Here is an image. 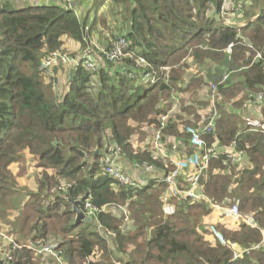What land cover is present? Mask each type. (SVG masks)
<instances>
[{
    "label": "trees",
    "instance_id": "obj_1",
    "mask_svg": "<svg viewBox=\"0 0 264 264\" xmlns=\"http://www.w3.org/2000/svg\"><path fill=\"white\" fill-rule=\"evenodd\" d=\"M229 1L225 7L223 0H79L67 8L60 0L14 8L13 0H0V227L18 235L19 242H56L68 264H264V246L254 248L264 229V103L257 117L247 118L253 110L243 106L246 95L239 97L264 92V0ZM235 16L244 24L235 26ZM114 26L148 63L143 69L156 78L149 88L142 89V71L133 59L110 63L104 58L95 85L94 73L71 60L76 51L65 46L66 39L83 50L94 38L100 44L107 33L114 38ZM54 51L67 52L69 59L44 65ZM126 63L137 69L135 79L124 74ZM59 68L66 72L63 80L57 78ZM186 68L192 70L189 76L183 75ZM164 113L173 120L167 131L184 140L187 124L200 129L213 119L215 133L201 136L205 146L195 150L201 167L189 178L202 175L204 150L215 147L210 167L223 173L208 169L207 178L200 177L204 193L212 204L237 202L242 217L252 215L251 225L217 224L228 243L249 247L239 259L232 261L228 248L206 238L204 218L216 208L205 198L164 216V183L151 180L139 189L115 190L100 172L99 154L91 159L94 148L116 143L125 160L152 162L148 150H133L131 136L143 140L141 128L153 126ZM232 142L237 148L228 146ZM242 149L251 169L223 164ZM21 151L31 156L34 188L21 186L11 169ZM189 178L179 181L180 190L189 186ZM64 180L72 184L67 197L116 209V215L96 214L104 233H116L103 235L74 222L62 192L49 193ZM18 192L24 200L15 208L10 204L19 201ZM169 203L183 201L175 196ZM124 205L133 227H126L118 213ZM9 213L17 220L5 217ZM13 258L12 264H43L26 247L14 250Z\"/></svg>",
    "mask_w": 264,
    "mask_h": 264
},
{
    "label": "built area",
    "instance_id": "obj_2",
    "mask_svg": "<svg viewBox=\"0 0 264 264\" xmlns=\"http://www.w3.org/2000/svg\"><path fill=\"white\" fill-rule=\"evenodd\" d=\"M78 1L79 0H62V4L67 8H71ZM229 2H230L229 0H223L222 5L227 7ZM224 11L225 9L222 12L224 13ZM96 48L100 50V52L103 53L104 58L111 63H118L124 59L126 60L133 59L135 67L141 68L139 70L142 71V74L146 79H149L151 82H154L156 80L150 71H145L143 69L144 67L149 66L148 63L145 61V59L142 56H139L137 54L136 49L130 47L125 37L118 36L116 39H114L111 42V45L108 49H104L99 45H97ZM83 51L84 53L82 56H79L71 60L74 61L75 63L81 61L82 65L91 72L97 71L101 65L100 56L93 55L91 52L85 53L87 49ZM260 55H261L260 52L256 53V57L259 58ZM68 59L69 58L65 53H63V55H60V51H54L49 57L43 60L42 63L46 66L54 65L56 63L58 64L60 60L62 62H67ZM126 65L127 63L123 67L124 71L128 76L133 77L134 76L133 73H135L137 69H134L132 64H129L127 66ZM130 70H133V72H130ZM216 93L217 92L215 88L212 86V95L208 97L210 103L212 104L214 102V98L217 97ZM242 95L243 93H240V96ZM250 96L251 95H249V97ZM263 98H264L263 94L260 93L256 97L247 98L244 105L247 106L248 103H253L256 106H261ZM171 108L172 109L176 108L178 110L179 106L173 105ZM167 116L168 113H165L159 117V128H158L159 130L160 128L162 129L163 127H165V124L168 123ZM213 125H214V121L212 119L206 125H204V128L201 131L202 134H209L210 132H212ZM159 130L156 133V143H157V138H159L160 135ZM186 131L191 135V139H190L191 145L193 146L204 145V142L199 137V132L195 128L189 126L186 128ZM171 146L177 156L174 155L170 158V161L173 162L174 166L170 169V171L164 172L163 181L166 184L167 188L162 196V210L165 215H172L175 213L176 205L173 203H169L171 197L177 196L179 200L186 202V200H196L200 198L202 194L201 192L198 191L199 174H193V176L189 178L195 169L201 167V158L198 152L195 150L192 152H188V151L186 152L185 148L184 151H182L181 149H179L178 143H174ZM214 150L215 149L213 147L206 148V152H204V155L202 157V159L204 160V165L202 168H204L207 165L209 161V154H211ZM120 152H121V148L117 144L110 145L103 150V155L100 160L103 174L113 177L114 179L117 180L118 184L120 185H134L131 175H129L120 165V163L117 162V158ZM188 178H189V186L184 190H180L179 188L180 183L184 179L186 180ZM181 179L182 181L179 183ZM69 186H70L69 182L61 181L56 186V189L58 191L65 192ZM53 190L54 189H52L51 191ZM64 198L67 199V197ZM102 209H105V207H102ZM123 209L125 210V208ZM99 210L100 208L92 204L88 199L84 201L83 213L85 214V217H87L88 219H91V217L95 215ZM227 211L233 216L239 215L237 205L230 206L227 209ZM126 220H128V218H126ZM247 222L249 223V219ZM98 228H100V226H98ZM210 228L213 231L216 240L221 245L227 246L228 248L231 249L232 259H237L244 252H248L247 248H239L235 244L233 245L228 244L225 238L222 236V234H220L217 230H215L213 226H210ZM7 243L8 244L6 246V249H4L1 254V262H2L1 264H12L13 258L11 252L15 249H21L23 247L31 248L43 256L53 258V260L57 264H66L62 251L60 249L54 248L56 247V244L44 243L42 240H37L30 244L27 242L18 243L14 241L13 238H7ZM38 246H40L41 249L37 250Z\"/></svg>",
    "mask_w": 264,
    "mask_h": 264
},
{
    "label": "clouds",
    "instance_id": "obj_3",
    "mask_svg": "<svg viewBox=\"0 0 264 264\" xmlns=\"http://www.w3.org/2000/svg\"><path fill=\"white\" fill-rule=\"evenodd\" d=\"M86 29H87V27H86ZM118 36H123V35H117L116 37H114V38H107L106 40H105V42L103 43V44H98L100 47H102V48H104V49H108L109 47H110V45H111V42L114 40V39H116ZM124 37V36H123ZM126 38V37H125ZM127 40V39H126ZM129 43V42H128ZM130 45V44H129ZM96 50L99 52V55L98 54H96V56H100V61H101V65H100V67L101 66H103L104 65V55H103V53L101 52V54H100V50H98L97 48H96ZM77 57H79V56H74V58H77ZM107 60V59H106ZM108 61V60H107ZM79 62H81V61H79ZM78 62V63H79ZM109 62V61H108ZM78 63H75V65L77 66V64ZM111 63V62H110ZM83 66V65H82ZM84 67V66H83ZM100 67L98 68V70L100 69ZM124 67V66H123ZM87 70V69H86ZM97 70V71H98ZM97 71H95V72H91V73H94L93 75H92V83L93 84H91V85H95V79H97L96 78V74H97ZM123 72H124V74H126V72L124 71V69H123ZM143 75V74H142ZM154 76V75H153ZM129 77H131V76H129ZM131 78H134L135 79V75L133 76V77H131ZM154 78H155V76H154ZM143 80H146V81H148L150 84H153V83H155L156 82V80L154 81V82H151L149 79H146L144 76H143V78H142ZM156 79V78H155ZM240 93H243V95L242 96H240ZM239 93V97H244L245 95H246V99L247 98H250V97H256L258 94H263V96H264V92L263 91H259V92H257V93H255V92H252V91H246V93L245 92H240ZM249 95H251L250 97H249ZM246 102V100L243 102V106H245L244 105V103ZM263 103H264V98H263V100H262V103H261V106H256L255 104H253V103H248L247 105L250 107V110H253V112H257V111H259L262 107H263ZM173 106V105H172ZM165 114V113H164ZM163 115V114H162ZM219 115V113L216 115V116H218ZM258 117H259V115H258ZM167 118H168V123L167 124H165V127H163L162 129L160 128V130L158 129L159 128V118H158V120H157V123L156 124H153V126H148V125H145V126H143L141 129L142 130H144L145 131V133H146V136L144 137V139L143 140H140L139 139V137H138V135H132L131 136V143H132V146H133V150L134 151H145V150H148V152H149V154H150V158H151V160H152V162H150V161H148V159H144L143 161H138V160H132V161H127V160H125L124 159V157H123V152H122V147L120 146V148H121V152H120V154H119V156H118V158H117V162L118 163H120V165L124 168V170L129 174V175H131V178H132V180H133V182H134V185H120V184H118V182H117V180L116 179H114L113 177H110V176H108V175H106V174H103V171H102V168H101V164H100V168H101V173L103 174V175H106L107 177H109L111 180H112V188L113 189H115V190H118V189H139V188H142L143 186H145V185H147L151 180H157V181H160V182H162V183H164V181H163V177H164V172H166V171H170V169L174 166L173 165V162H171L170 161V158L172 157V156H174V155H176L175 154V152H174V150L172 149V144H174V143H178V147H179V149H181L182 151H184V148L186 149V152L188 151V149H191V152L192 151H194V150H196L197 148H201V147H203V146H205V142H204V140L201 138V136L202 135H205V134H202V129L204 128V126L202 127V128H200V129H197V128H199V127H197V126H195V125H192V124H187L185 127H184V134H186L187 136H188V139L187 140H184V138H182V137H178V136H173L172 134H170L167 130V128H169V126L172 124V122H173V120L170 118V116L168 115L167 116ZM259 119H260V117H259ZM130 124L132 125V127H135V128H137L138 127V123L137 122H130ZM189 126H191V127H193V128H195L198 132H199V137H200V139L204 142V145H202V146H193V145H191V143H190V139H191V135H190V133H188L187 131H186V128L187 127H189ZM215 129H216V125L214 124L213 125V128H212V132H210L209 134L210 135H214V133H215ZM159 130V133H160V135H159V138H157V143H156V133H157V131ZM187 141V142H186ZM216 144H220V140L218 139V138H216L215 139V141H214ZM114 144H116V143H109L106 147H104V148H102L101 149V151L99 150V148L98 147H96V148H94L93 149V152H92V156H91V159L94 157V155L97 153V154H99V161L101 160V157H102V155H103V150L105 149V148H107L108 146H110V145H114ZM118 145V144H117ZM228 146H232V147H234V148H237V145H236V143L235 142H232L231 144H229ZM208 148V147H207ZM214 149H215V147H213ZM96 149H98V151L97 152H95L94 153V151L96 150ZM204 152H206V150H204ZM216 153V150L214 151V152H212L211 154H209V158L213 155V154H215ZM245 154H246V152H245V150H238V153H237V157L236 158H231L230 159V161L228 162H226V161H224L223 162V164L224 165H230V166H235V167H241V166H247V169L246 170H249V169H251L252 168V166L251 165H248L247 164V161L246 160H244L245 158H246V156H245ZM177 156V155H176ZM155 161H157V162H160L161 163V167H159V166H156L155 165ZM210 164H211V162L210 161H208V163H207V165L202 169V175H200V177L202 178L203 177V179H205V177H206V175H207V172L210 170V169H212V167H210ZM209 169V170H208ZM213 170V172L214 173H216V174H221V173H223V170H222V168H216V169H212ZM139 173H143V174H146L147 176L149 175V177H146V176H143V175H140ZM199 177V179L200 180H198V191L199 192H201L202 194H201V196H200V198H198V199H196V200H186V203H188V204H192V203H194L195 201H198V200H200L201 198H205L206 199V202L207 203H209L210 205H212V206H214L215 208H216V210H214V211H212L209 215H207V216H205V218H204V227L206 228V238L209 240V241H211L212 243H219L217 240H216V237L214 236V234H213V231L211 230V228H210V226H213L214 228H215V230H217L220 234H222L219 230H218V228H217V224L218 223H224L226 226H229L227 223H226V216H228V217H230V218H232L234 221H235V224L233 225V226H229V227H231V228H233V227H238L239 225H240V223L242 222V221H244L246 224H248V225H251L253 222H252V215L251 214H249L250 215V217H249V215L246 217V218H244V217H242L241 216V214H240V211H239V209H238V211H239V215H236V216H233L232 214H230L228 211H227V209L230 207V206H232V205H237V207H238V204H237V202L236 203H234V204H232V205H226V206H221V205H215V204H212L211 203V200L206 196V194L204 193V190H203V184H202V181H201V178ZM207 178V177H206ZM65 181V180H64ZM65 182H68V181H65ZM70 183V182H69ZM165 184V183H164ZM58 185V184H57ZM57 185H55L53 188H51L50 190H49V193L50 194H55V193H57V192H59L57 189H56V186ZM165 187L167 188V186H166V184H165ZM70 188H72V184L70 183V186L67 188V190L65 191V192H62V195H61V197H67V193L69 192V190H70ZM52 189H54L53 191H51ZM166 190V189H165ZM165 192V191H164ZM164 194V193H163ZM163 196V195H162ZM86 199H88L89 201H90V199L89 198H85V199H82V196H79L78 197V199H71V198H69V197H67V201L68 202H70V200H77L78 201V206H79V208H80V210H81V212H82V214H83V218H82V220H80L79 222H83V223H85V224H89L90 225V227H92V228H94V229H96L100 234H103V235H109L110 233L109 232H111L110 230H107V232L106 233H104L103 231H102V226L100 225V223L98 222V220H97V218H96V214L97 213H99V212H110L111 214H115L116 215V213H117V211H116V209H114L113 207H111L110 205H108V204H106V205H103L102 207H105V209H102V207H99L100 208V210L95 214V215H93L92 217H91V219H88L87 217H85V214L83 213V204H84V201L86 200ZM161 200H162V198H161ZM91 202V201H90ZM92 203V202H91ZM93 204V203H92ZM185 204V202H183V203H181V204H179V205H176V209H175V213H176V211H177V209L179 208V206H181V205H184ZM70 205H71V203H70ZM98 207V206H97ZM123 208H125V210H126V213H125V210L123 209ZM123 208H120V210L118 211V213L119 214H123L124 215V219H123V222H124V224H125V226L126 227H133V225H132V221H131V219H132V217L130 216V214H129V212L127 211V208H126V206L124 205V207ZM71 210H72V206H71ZM161 210H162V204H161ZM73 212V211H72ZM162 213H163V210H162ZM174 213V214H175ZM73 214H74V222H75V213L73 212ZM126 214H128V216L126 215ZM174 214H172V215H174ZM163 215L164 216H172V215H165L164 213H163ZM214 215H217V217H215L214 218ZM126 218H128V220H126ZM248 219H249V223L247 222L248 221ZM98 226H100V228H98ZM112 234L113 233H116V231L115 230H112V232H111ZM222 236L225 238V236L222 234ZM0 237H1V239H3V241L4 242H7V238H13V237H11V236H4L2 233H0ZM108 236H106L105 238H107ZM14 239V238H13ZM28 240H30L31 241V243H33V242H35V241H37V240H41V239H37V240H35V241H32L30 238H28V239H26V240H24L23 242H19V241H17V239H14V241H16V242H18V243H25V242H27ZM225 240H226V238H225ZM43 241V240H42ZM44 242V241H43ZM226 242H227V240H226ZM28 243V242H27ZM44 243H46V242H44ZM228 243V242H227ZM7 244L8 243H6V245H4V248L2 249V250H4V249H6V246H7ZM30 244V243H29ZM51 244V243H50ZM52 244H56V242H53ZM220 244V243H219ZM228 244H230V243H228ZM233 244H235V245H237L239 248H247L248 249V252H244L242 255H245L246 253H249V247L248 246H246V247H241L239 244H236V243H231L230 245H233ZM57 245V244H56ZM221 245V244H220ZM264 246V229H262L261 230V239H260V241L258 242V243H256L255 245H254V248H259L260 246ZM223 246V245H222ZM39 247V246H38ZM38 247H37V250H38ZM224 247H226V248H228L227 246H224ZM27 248V247H26ZM55 248V247H54ZM29 249H31V248H29ZM229 250H230V252H231V249L230 248H228ZM16 250V249H15ZM33 250V249H32ZM61 250V249H60ZM62 251V250H61ZM3 252V251H2ZM13 252H14V250L11 252V255H12V258H13ZM33 252L35 253V254H37V255H39L40 257H41V259H43V261H44V259H45V257H47V256H43V255H41V254H39V253H37L35 250H33ZM62 253H63V251H62ZM242 255L241 256H239V258L240 257H242ZM63 257H64V254H63ZM49 258V260H51V262H52V264L53 263H55V261L53 260V258H50V257H48ZM239 258H237V259H239ZM14 259V258H13ZM64 260H65V262H66V264H68L67 263V260H66V258L64 257ZM115 260V259H114ZM231 260L233 261V260H236V259H232V253H231ZM0 261H1V255H0ZM12 262H13V260H12ZM2 262H0V264H1ZM55 264H57V263H55Z\"/></svg>",
    "mask_w": 264,
    "mask_h": 264
},
{
    "label": "rangeland",
    "instance_id": "obj_4",
    "mask_svg": "<svg viewBox=\"0 0 264 264\" xmlns=\"http://www.w3.org/2000/svg\"><path fill=\"white\" fill-rule=\"evenodd\" d=\"M9 1H12V0H9ZM28 5H29L28 2H24L23 4L13 2V4H11V6L14 8H21V7H25ZM80 11H81V8H78V12H80ZM233 24L235 26H239V25L244 24V21H243V19H240L238 16H235L233 18ZM118 32H119V30L117 29L116 26H114L113 33H114L115 37L117 35H120V33L117 34ZM105 37L111 38L109 36V33L105 34ZM98 44L100 45L99 41L94 38V40H91L90 44H87L83 48V50L87 49V51H85V53L91 52L93 55H96V51H97L96 47ZM65 46L70 50H75L77 56H82L84 53V51L80 49L79 43H77V42H73V41L71 42V41L66 39ZM94 50H95V52H93ZM63 53H67V52H63ZM190 68L194 69V67H190ZM190 68L185 69L184 74H183L184 76H189V74L192 72V70ZM65 75H66L65 70H63L61 68L57 69V78L58 79L61 78V80H63ZM141 85H142V89H147L150 87L151 84L148 81L144 80L141 83ZM65 89H66V87L64 86L62 89V92H61V94H59V96L62 95V93H63V91H65ZM246 113H247V118H251L253 116L257 117V114L253 111L246 112ZM246 121L252 123L251 119H246ZM31 161H32L31 156L26 151H21L20 159L15 164H13L11 166L12 171L14 173H16V179L18 180L19 184L21 186L28 187V188H34V184H33V163ZM16 196L18 198H20L19 201L14 199L10 205L15 207V208H18L20 206V204L23 203V200H24L23 192H18L16 194ZM0 207H1V204H0ZM2 211H3V208H0V212H2ZM5 217H7L10 221H16L17 220V216L13 213H9L8 216H6V214H5ZM215 217H217V215H214V218ZM0 218H1V213H0ZM225 218H226V223L229 226H233L235 224V221L232 218H230L228 216H226ZM53 264H55V263H53Z\"/></svg>",
    "mask_w": 264,
    "mask_h": 264
},
{
    "label": "crops",
    "instance_id": "obj_5",
    "mask_svg": "<svg viewBox=\"0 0 264 264\" xmlns=\"http://www.w3.org/2000/svg\"><path fill=\"white\" fill-rule=\"evenodd\" d=\"M15 3H19V4H23L24 2H28L29 3V5H33V4H44V3H48V2H50V1H60V0H13ZM13 174L15 175V177H16V173H14L13 172ZM140 175H143V176H146V177H149V175L147 176L146 174H143V173H139ZM10 228H8V230H9ZM0 233H2L4 236L6 235V236H11V237H13L14 239H17L16 238V236H18V235H16L15 233H13V232H11L10 230H9V232L8 231H6L4 228H2V227H0ZM6 243L7 242H4L3 241V239H1V237H0V255L2 254V249L4 248V245H6ZM56 263V262H55ZM43 264H52V262H51V260H49V258L48 257H45V259H44V261H43Z\"/></svg>",
    "mask_w": 264,
    "mask_h": 264
},
{
    "label": "water",
    "instance_id": "obj_6",
    "mask_svg": "<svg viewBox=\"0 0 264 264\" xmlns=\"http://www.w3.org/2000/svg\"><path fill=\"white\" fill-rule=\"evenodd\" d=\"M98 149H96L94 151L97 152ZM71 206H72V211L75 213V223L79 222L80 220H82L83 218V214L78 206V201L77 200H70ZM28 243H31L30 240L27 241ZM38 249H41V247L39 246Z\"/></svg>",
    "mask_w": 264,
    "mask_h": 264
},
{
    "label": "bare ground",
    "instance_id": "obj_7",
    "mask_svg": "<svg viewBox=\"0 0 264 264\" xmlns=\"http://www.w3.org/2000/svg\"><path fill=\"white\" fill-rule=\"evenodd\" d=\"M154 84V83H153Z\"/></svg>",
    "mask_w": 264,
    "mask_h": 264
}]
</instances>
